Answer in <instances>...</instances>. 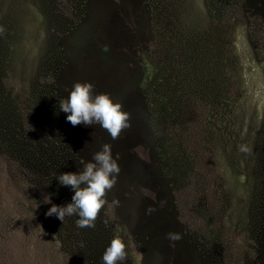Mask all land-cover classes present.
Wrapping results in <instances>:
<instances>
[{"label":"rangeland","instance_id":"374dc122","mask_svg":"<svg viewBox=\"0 0 264 264\" xmlns=\"http://www.w3.org/2000/svg\"><path fill=\"white\" fill-rule=\"evenodd\" d=\"M77 81L129 113L116 139L65 119ZM104 143L94 227L46 216ZM116 235L123 264H264V0H0V264H102Z\"/></svg>","mask_w":264,"mask_h":264},{"label":"clouds","instance_id":"9594fccd","mask_svg":"<svg viewBox=\"0 0 264 264\" xmlns=\"http://www.w3.org/2000/svg\"><path fill=\"white\" fill-rule=\"evenodd\" d=\"M93 88L89 81L74 82L58 107L67 114L65 119L73 126L99 124L112 139H116L121 130L129 126V113L108 93H94ZM239 150L248 151L244 145ZM118 173L119 166L113 158L111 145L102 144L81 169L56 175L58 184L70 187L72 196L70 202L62 206L52 204L45 215L54 214L63 223L65 216L75 214L78 228L94 227L97 213L106 203L105 193L115 184ZM112 203L118 202L113 200ZM168 238L177 240L180 237L178 233H169ZM124 260L125 243L118 235L113 236L101 255L102 264H123Z\"/></svg>","mask_w":264,"mask_h":264}]
</instances>
